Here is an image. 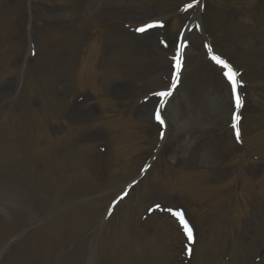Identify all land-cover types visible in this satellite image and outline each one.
Listing matches in <instances>:
<instances>
[{"label": "rangeland", "instance_id": "obj_1", "mask_svg": "<svg viewBox=\"0 0 264 264\" xmlns=\"http://www.w3.org/2000/svg\"><path fill=\"white\" fill-rule=\"evenodd\" d=\"M197 14L242 73L241 136L193 24L163 141L155 93ZM0 264H264V0H0Z\"/></svg>", "mask_w": 264, "mask_h": 264}, {"label": "snow or ice", "instance_id": "obj_2", "mask_svg": "<svg viewBox=\"0 0 264 264\" xmlns=\"http://www.w3.org/2000/svg\"><path fill=\"white\" fill-rule=\"evenodd\" d=\"M188 7H192V5L190 4ZM154 26H158V27H163V24H158V25H153L150 24L148 25V27H154ZM146 29L144 27H141L138 29V31H145ZM184 47H186L185 44H181L179 45V47L176 50V55L173 57V73L171 75V81L172 83L170 84L169 88L165 89V90H160L157 91L155 93V95L157 97H160L161 99L157 102V107L154 110V114H153V119L154 122L157 124V126L159 128L162 129L161 133H160V139L161 140H165L166 139V129H167V122L164 118V109L167 107V99L170 98L173 95V92L176 89L177 83L179 81L180 78V70L182 68V64H183V49ZM212 59L219 65H221L224 69H227L228 71H226L224 73L227 81L230 83L231 85V92L233 94V98L235 100V104L236 107L239 108L241 107V100L240 97L238 95L237 92V88H238V81L236 79V73L231 69L230 65L222 60L221 58L217 57V56H213ZM233 120L234 121H239V116L238 115H234L233 116ZM233 128L237 127V124L234 122L233 123ZM239 135V133L237 132V136ZM111 214V212H109V215ZM181 220L184 224V228L186 230V234L187 237L189 239V241H193V233H192V229L191 227L187 224V222L183 221V217L181 216ZM190 252V249H189Z\"/></svg>", "mask_w": 264, "mask_h": 264}, {"label": "bare ground", "instance_id": "obj_3", "mask_svg": "<svg viewBox=\"0 0 264 264\" xmlns=\"http://www.w3.org/2000/svg\"><path fill=\"white\" fill-rule=\"evenodd\" d=\"M196 16V18H195V20L197 21L198 20V15H195ZM185 70V69H184ZM184 70L182 71V73L184 72ZM168 88V87H167ZM164 90V89H163Z\"/></svg>", "mask_w": 264, "mask_h": 264}]
</instances>
